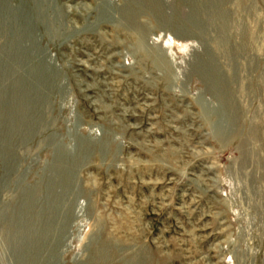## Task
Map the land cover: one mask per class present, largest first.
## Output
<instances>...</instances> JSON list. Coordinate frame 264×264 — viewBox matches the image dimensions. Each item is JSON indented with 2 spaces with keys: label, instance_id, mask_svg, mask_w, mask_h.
I'll use <instances>...</instances> for the list:
<instances>
[{
  "label": "rangeland",
  "instance_id": "obj_1",
  "mask_svg": "<svg viewBox=\"0 0 264 264\" xmlns=\"http://www.w3.org/2000/svg\"><path fill=\"white\" fill-rule=\"evenodd\" d=\"M264 264V0H0V264Z\"/></svg>",
  "mask_w": 264,
  "mask_h": 264
},
{
  "label": "bare ground",
  "instance_id": "obj_2",
  "mask_svg": "<svg viewBox=\"0 0 264 264\" xmlns=\"http://www.w3.org/2000/svg\"><path fill=\"white\" fill-rule=\"evenodd\" d=\"M44 264V263H43Z\"/></svg>",
  "mask_w": 264,
  "mask_h": 264
}]
</instances>
